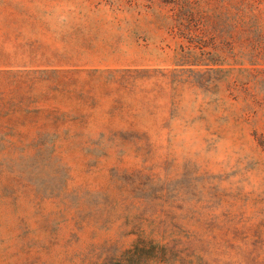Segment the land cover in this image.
Masks as SVG:
<instances>
[{
	"label": "rangeland",
	"instance_id": "rangeland-1",
	"mask_svg": "<svg viewBox=\"0 0 264 264\" xmlns=\"http://www.w3.org/2000/svg\"><path fill=\"white\" fill-rule=\"evenodd\" d=\"M230 44L196 0H0V264H264V38Z\"/></svg>",
	"mask_w": 264,
	"mask_h": 264
},
{
	"label": "trees",
	"instance_id": "trees-1",
	"mask_svg": "<svg viewBox=\"0 0 264 264\" xmlns=\"http://www.w3.org/2000/svg\"><path fill=\"white\" fill-rule=\"evenodd\" d=\"M218 5L213 9L210 6L205 10L201 8L204 0H196V17L204 19L205 17H214L216 20H226L230 28V53L235 56L237 53L247 55L244 47L254 53L259 49V41L264 38V7L260 0H216ZM245 47V48H246ZM237 50V51H236ZM198 65V64H196ZM214 69L196 72V84L201 81L210 85L213 79H210ZM139 248L127 252V262L131 264H140ZM123 264V263H122Z\"/></svg>",
	"mask_w": 264,
	"mask_h": 264
}]
</instances>
